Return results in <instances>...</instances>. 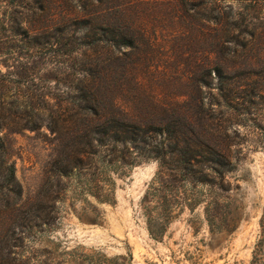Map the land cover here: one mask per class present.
Masks as SVG:
<instances>
[{
    "label": "rangeland",
    "instance_id": "obj_1",
    "mask_svg": "<svg viewBox=\"0 0 264 264\" xmlns=\"http://www.w3.org/2000/svg\"><path fill=\"white\" fill-rule=\"evenodd\" d=\"M121 3L127 6L118 15ZM18 5L0 0V140L21 186L20 200L0 189V246L8 245L0 248V264H121L130 256L131 264H252L264 239V0H194L197 6L185 12L175 0L88 4L89 11L102 9L110 33L128 20L141 41L136 50L104 43L87 52L102 92L137 97L133 112L145 119L162 115L150 101L171 103L185 133L181 124L189 123L233 165L215 216L234 231L210 233L201 204L179 213L159 242L149 236L144 205L150 203L143 202L158 161L120 166L108 157L102 162V149L56 180L49 172L55 157L48 130L19 129L27 104L40 101L42 79H51L44 89L55 94L54 77L61 93L77 74L66 58H56L64 63L54 68L55 49L34 43L36 24L24 21L11 31V18L21 17L14 11L25 13ZM217 66L227 77L228 100L220 97Z\"/></svg>",
    "mask_w": 264,
    "mask_h": 264
},
{
    "label": "trees",
    "instance_id": "obj_2",
    "mask_svg": "<svg viewBox=\"0 0 264 264\" xmlns=\"http://www.w3.org/2000/svg\"><path fill=\"white\" fill-rule=\"evenodd\" d=\"M90 1L98 6H102L104 2L30 0L23 3V0H15L25 13L14 11L17 16L21 14V17L11 18V31L20 30L21 22L24 21L30 26L36 24L31 31L34 43L43 49L47 46L55 49L56 54L50 59V62L56 63L54 68L57 66L58 69L59 64L64 63L55 60L56 58H66L68 70L77 74L64 83L68 90L61 93H58L60 81L54 77L55 94L44 89L45 82L47 85L51 79H42L43 90L40 95H36V100L38 98L40 101L34 106L27 104L29 111L19 117L20 120H25L19 129L31 132H38L42 128L48 130L54 143L55 157L49 172L56 180L72 174L83 165L86 158L96 156L102 149L107 151L102 162L108 157V163H119L120 166L133 167L143 161H158L159 170L143 200L144 204H153L144 205V209L147 230L154 241L162 240L169 225L184 209L192 212L201 204L210 233H232L235 227L215 216L223 207L221 202L224 198L220 196L227 190L226 176L233 170L228 153L200 138L189 123H185L186 126L181 124L187 131L185 133L175 117L181 112L171 103L150 101L151 107L159 109L162 115L152 113L145 119L133 112L132 107L137 102V97L128 99L123 93L102 92L99 82L91 74L87 52L91 50L95 53L96 48L104 43L112 45L118 51L121 48L136 50L141 41L132 34L129 28L132 22L128 20H124L127 24H119L122 29L110 33L101 18L102 9L98 7L92 11L87 10ZM193 1L175 0L183 12L188 7L197 6L193 5ZM52 5H55L54 10ZM126 6L127 3L119 4L116 13L123 15ZM178 18L181 19V16L178 15ZM67 40L70 42L65 43ZM214 73L221 91L220 97L228 100L231 96L225 90L227 77L219 66L215 67ZM50 101L53 103L50 104ZM183 120L188 122L189 119ZM0 189L15 193L16 200H20L21 186L15 177L14 163L9 161L1 140ZM30 216L33 220L40 219L37 214ZM194 229L197 231L196 227ZM7 247V244L0 246L3 250ZM131 261L130 256L121 264H131ZM252 264H264V239L256 245Z\"/></svg>",
    "mask_w": 264,
    "mask_h": 264
}]
</instances>
